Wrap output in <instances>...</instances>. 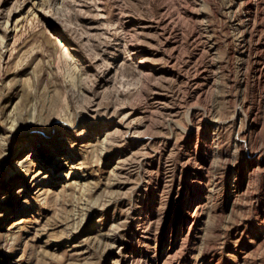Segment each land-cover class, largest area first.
I'll use <instances>...</instances> for the list:
<instances>
[{
	"label": "rangeland",
	"instance_id": "obj_1",
	"mask_svg": "<svg viewBox=\"0 0 264 264\" xmlns=\"http://www.w3.org/2000/svg\"><path fill=\"white\" fill-rule=\"evenodd\" d=\"M33 1H0V264H264V0Z\"/></svg>",
	"mask_w": 264,
	"mask_h": 264
},
{
	"label": "bare ground",
	"instance_id": "obj_2",
	"mask_svg": "<svg viewBox=\"0 0 264 264\" xmlns=\"http://www.w3.org/2000/svg\"><path fill=\"white\" fill-rule=\"evenodd\" d=\"M1 1V0H0ZM21 1V0H20ZM32 1V0H31ZM46 1V2H45ZM248 1V0H247ZM54 2V1H53ZM52 2V3H53ZM250 2V1H249ZM5 3V2H4ZM16 3V2H15ZM21 3V2H20ZM48 3L50 4V2H47V0H37V1H33V3H31L32 4V6H29V8L27 9V11L28 10H34V9H36L37 7H39V6H46L47 5V10L48 11H50V10H52L53 9V5L51 6V5H48ZM57 3V2H56ZM55 3V4H56ZM14 4V3H13ZM13 4H11V5H13ZM23 4V3H22ZM21 4V5H22ZM95 4H97L96 2H95ZM15 5V4H14ZM229 5H231V4H229ZM2 6V5H1ZM45 6L43 7V8H45ZM96 6H98V5H96ZM58 7V6H57ZM56 7V8H57ZM99 7V6H98ZM245 7V6H244ZM247 7V6H246ZM42 8V7H41ZM256 8V7H255ZM100 9V8H99ZM39 10V9H38ZM45 10V9H44ZM57 10V9H56ZM31 11V12H32ZM245 11V10H244ZM38 12V11H37ZM248 12V11H247ZM101 13V12H100ZM5 14V13H4ZM23 14V13H22ZM50 14H53V13H50V12H46L45 13V15L44 16H46V15H50ZM104 14V13H103ZM253 14V13H252ZM9 15V14H8ZM27 15V14H26ZM5 16V15H4ZM102 16V15H101ZM105 16V15H104ZM250 17V16H249ZM6 18H8V17H6ZM5 18V19H6ZM21 18H22V16L20 17V16H17L16 18H15V20H14V26H16V25H18V23L20 22V20H21ZM26 18V17H25ZM248 18V17H247ZM9 19V18H8ZM7 19V21H9ZM23 19H24V17H23ZM29 19H30V17H29ZM130 19V18H129ZM118 22V21H117ZM116 24H118V23H116ZM10 25V24H9ZM9 25H7L8 27H9ZM20 25H21V22H20ZM90 25H92V24H90ZM123 25V24H122ZM163 25V24H162ZM13 26V25H12ZM94 25H92L91 27H93ZM6 27V26H5ZM21 27V26H20ZM90 27V26H89ZM89 27H88V29H89ZM254 27V26H253ZM15 28V27H14ZM16 28H18V27H16ZM114 28H115V26H114ZM113 28V29H114ZM122 28V27H121ZM118 29H120V28H118ZM117 29V30H118ZM9 30V29H8ZM121 30V29H120ZM47 31L48 32H50V30L49 29H47ZM242 31V30H241ZM87 32V31H86ZM6 33V32H5ZM7 38V37H6ZM56 39H57V43H58V45L61 47V49H62V51L61 52H64V55H66L67 56V58L68 57H70V52H68V49H66V47H64V42H62V39L61 38H59V37H55ZM244 40V39H243ZM121 41H122V39H121ZM5 42V41H4ZM114 42V41H113ZM259 42V41H258ZM116 43H118V42H116ZM128 44V43H127ZM131 44V43H130ZM255 44H258V43H255ZM4 45V44H3ZM132 45V44H131ZM5 46V45H4ZM118 46H119V43H118ZM116 47V46H115ZM72 48V47H71ZM119 48V47H118ZM60 49V48H59ZM113 49V48H112ZM117 49V48H116ZM122 49V48H121ZM120 49V50H121ZM125 49H126V51L127 52H130L129 53V55H132V54H135V53H137L138 51H140V50H138V49H136V48H130V47H125ZM144 49V48H143ZM110 50V49H109ZM119 50V49H118ZM247 50V49H246ZM145 51V50H144ZM256 52V51H255ZM121 53V52H120ZM257 53V52H256ZM3 54H4V52H3ZM10 54V52L8 53V55ZM105 54H106V51L103 49V50H101V51H97V52H95L94 53V55H96V56H94L95 58L97 57L98 58V60L97 61H99L100 63H101V61L102 60H104V58H105ZM110 54H112V53H110ZM248 54V53H247ZM253 54V53H252ZM106 56H108L107 54H106ZM253 56V55H252ZM257 56V55H256ZM3 57H4V55H3ZM64 57V56H63ZM245 57V56H244ZM8 58H9V56H8ZM95 58H93V59H95ZM119 58V57H118ZM131 58V57H130ZM146 58V57H145ZM3 59V58H2ZM66 59V58H65ZM115 59V58H114ZM119 60V59H118ZM95 61V60H94ZM96 61V62H97ZM117 61V60H116ZM141 61V60H140ZM75 62V61H74ZM106 62V61H105ZM105 62H103V63H105ZM108 62V61H107ZM106 62V65H104V66H102V67H104L102 70H101V74H99L100 76H101V78H100V81L103 83V84H105V83H108L111 79H113V78H116V75H118V70H119V68H120V66H122V63H113L114 65H112L111 63H107ZM110 62H112V61H110ZM160 62V61H159ZM70 64H71V62H70ZM75 65V64H74ZM98 65H99V63H98ZM136 65V64H135ZM77 67V66H76ZM98 67V66H97ZM211 67V66H210ZM78 68V67H77ZM99 68H100V66H99ZM213 69V68H212ZM77 70V69H76ZM78 70H80L79 68H78ZM76 72V71H75ZM81 72V71H80ZM83 72V71H82ZM206 73V72H205ZM97 74V73H96ZM79 75V74H78ZM99 77V76H98ZM99 81V80H98ZM114 81V80H113ZM96 82V81H95ZM109 84V83H108ZM110 87V86H109ZM108 109V108H107ZM111 113V112H110ZM59 158H61V157H59ZM23 161H27V159L25 158ZM22 162V161H21ZM20 162V163H21ZM19 166H20V164H19ZM76 168V167H75ZM40 172V171H39ZM38 172V173H39ZM40 174V173H39Z\"/></svg>",
	"mask_w": 264,
	"mask_h": 264
}]
</instances>
